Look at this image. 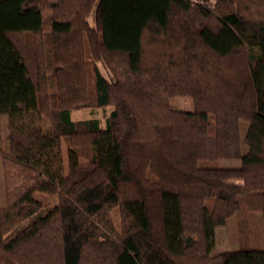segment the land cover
I'll return each instance as SVG.
<instances>
[{"label": "trees", "instance_id": "trees-1", "mask_svg": "<svg viewBox=\"0 0 264 264\" xmlns=\"http://www.w3.org/2000/svg\"><path fill=\"white\" fill-rule=\"evenodd\" d=\"M0 116V264H264V0H0Z\"/></svg>", "mask_w": 264, "mask_h": 264}, {"label": "rangeland", "instance_id": "rangeland-1", "mask_svg": "<svg viewBox=\"0 0 264 264\" xmlns=\"http://www.w3.org/2000/svg\"><path fill=\"white\" fill-rule=\"evenodd\" d=\"M100 69L102 73L108 77V74L105 72L104 68L100 65ZM173 109L178 110H190L191 104L187 101L178 100L173 102ZM110 108L106 109H88V110H79L73 111L71 113L72 120H88L90 118H94L99 121L102 127L105 126V120L108 114L110 113ZM43 131L44 133H48L49 124L47 121H43ZM7 127H6V117L0 116V145L4 152L9 151V144L7 140ZM63 145V158L66 161V147L64 141ZM66 164V162H65ZM238 162H227V161H213L206 162L203 165L209 167H218V168H235L238 166ZM149 177H152L149 175ZM48 202L51 204L56 203V198L53 196L48 199ZM5 205V197L3 191V183H2V173L0 167V206ZM249 231H250V241L249 246L256 250H264V227H263V217L260 213H252L248 218ZM240 248V243L238 240L237 233V223L235 218H231L228 220L225 227L218 228L216 230V245L212 252V255L224 252V251H234Z\"/></svg>", "mask_w": 264, "mask_h": 264}, {"label": "built area", "instance_id": "built-area-1", "mask_svg": "<svg viewBox=\"0 0 264 264\" xmlns=\"http://www.w3.org/2000/svg\"><path fill=\"white\" fill-rule=\"evenodd\" d=\"M192 2H199L201 3L203 0H191Z\"/></svg>", "mask_w": 264, "mask_h": 264}]
</instances>
